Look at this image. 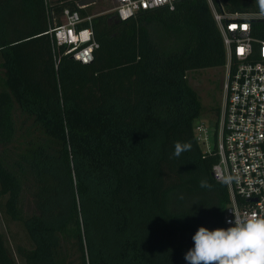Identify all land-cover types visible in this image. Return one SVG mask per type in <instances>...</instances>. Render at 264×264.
Instances as JSON below:
<instances>
[{
    "label": "trees",
    "instance_id": "trees-1",
    "mask_svg": "<svg viewBox=\"0 0 264 264\" xmlns=\"http://www.w3.org/2000/svg\"><path fill=\"white\" fill-rule=\"evenodd\" d=\"M81 1L0 0V215L30 244L12 250L0 232V264H187L199 227L230 226L228 188L212 175L218 120L207 151L186 76L224 67L218 27L207 0L97 14L99 46L82 64L54 53L46 33L65 8L90 16ZM219 1L229 13L264 10V0ZM177 141L191 150L174 156Z\"/></svg>",
    "mask_w": 264,
    "mask_h": 264
},
{
    "label": "built area",
    "instance_id": "built-area-1",
    "mask_svg": "<svg viewBox=\"0 0 264 264\" xmlns=\"http://www.w3.org/2000/svg\"><path fill=\"white\" fill-rule=\"evenodd\" d=\"M178 1L112 0L109 12L119 20H127L141 10L163 6L173 9ZM207 3L221 35L226 59L223 105L215 132L218 163L213 166L212 175L216 181L225 183L229 191L225 223L231 218L234 221L264 218V10L229 13L219 0ZM92 17L82 18L78 11L68 8L58 15L52 14L46 33L53 52L63 48V54L75 61L92 62L99 46L91 27ZM258 21L259 27L255 24ZM83 22L88 26L79 27ZM195 134L209 151L208 128L203 123L196 124Z\"/></svg>",
    "mask_w": 264,
    "mask_h": 264
},
{
    "label": "clouds",
    "instance_id": "clouds-1",
    "mask_svg": "<svg viewBox=\"0 0 264 264\" xmlns=\"http://www.w3.org/2000/svg\"><path fill=\"white\" fill-rule=\"evenodd\" d=\"M189 150L190 143L177 141L173 155ZM200 186L211 187L206 180ZM226 223L227 228L196 230L193 246L184 254L187 264H264V218H231Z\"/></svg>",
    "mask_w": 264,
    "mask_h": 264
},
{
    "label": "rangeland",
    "instance_id": "rangeland-1",
    "mask_svg": "<svg viewBox=\"0 0 264 264\" xmlns=\"http://www.w3.org/2000/svg\"><path fill=\"white\" fill-rule=\"evenodd\" d=\"M112 0H94L86 7V11L92 16L109 13L112 8ZM190 86L196 91L202 104V114L197 123H203L208 128V142L212 146L214 123L218 120L217 110L223 105V84L225 81V68L204 69L192 71L186 74ZM216 110V111H215ZM0 232L6 238L7 244L13 250L15 245L28 247L29 241L24 230L19 224L7 223L0 215ZM17 264H24L18 256L15 257Z\"/></svg>",
    "mask_w": 264,
    "mask_h": 264
},
{
    "label": "water",
    "instance_id": "water-1",
    "mask_svg": "<svg viewBox=\"0 0 264 264\" xmlns=\"http://www.w3.org/2000/svg\"><path fill=\"white\" fill-rule=\"evenodd\" d=\"M94 2V0H83V1H81L78 5L79 6H88V5H90L91 3H93Z\"/></svg>",
    "mask_w": 264,
    "mask_h": 264
}]
</instances>
